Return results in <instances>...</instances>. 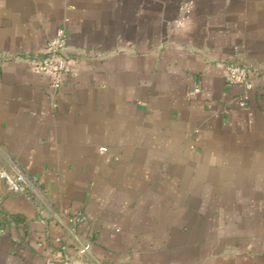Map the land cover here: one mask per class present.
I'll use <instances>...</instances> for the list:
<instances>
[{"label":"crops","instance_id":"crops-1","mask_svg":"<svg viewBox=\"0 0 264 264\" xmlns=\"http://www.w3.org/2000/svg\"><path fill=\"white\" fill-rule=\"evenodd\" d=\"M59 29L54 92L38 59ZM229 63L251 68L245 107ZM10 167L38 197L0 184V264H45L71 229L92 264H264V0H0Z\"/></svg>","mask_w":264,"mask_h":264},{"label":"built area","instance_id":"built-area-1","mask_svg":"<svg viewBox=\"0 0 264 264\" xmlns=\"http://www.w3.org/2000/svg\"><path fill=\"white\" fill-rule=\"evenodd\" d=\"M188 7L183 17L177 22V28L185 26L188 20ZM67 33L65 29H59L56 35L48 42L47 51L38 59V67L41 71L51 77V86L57 92L64 81L67 73L69 55L67 52ZM251 68L240 63H229L226 65L228 82L231 85L242 87L244 94L240 99V107H245L249 101V92L253 89V78ZM201 92L199 87L195 88L191 95ZM0 184L11 194H21L28 198L38 197V179L27 175L24 171L10 167L0 168ZM85 217L79 213L72 219L73 225L83 222ZM6 229L0 228V236L6 235ZM92 235L86 237L78 234L75 229L68 230L67 239L56 236L53 239L51 253L45 264H92L93 263V240Z\"/></svg>","mask_w":264,"mask_h":264}]
</instances>
